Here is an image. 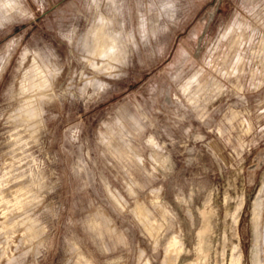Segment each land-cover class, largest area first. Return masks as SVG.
I'll list each match as a JSON object with an SVG mask.
<instances>
[{"label": "rangeland", "instance_id": "1", "mask_svg": "<svg viewBox=\"0 0 264 264\" xmlns=\"http://www.w3.org/2000/svg\"><path fill=\"white\" fill-rule=\"evenodd\" d=\"M0 191V264H264V0H0Z\"/></svg>", "mask_w": 264, "mask_h": 264}, {"label": "bare ground", "instance_id": "2", "mask_svg": "<svg viewBox=\"0 0 264 264\" xmlns=\"http://www.w3.org/2000/svg\"><path fill=\"white\" fill-rule=\"evenodd\" d=\"M38 77H39V76H38ZM42 83H43V82H42ZM10 189H11V188H10ZM13 189H14V188H13ZM20 191H21V187H20V186L15 187V189L12 191L13 194H12V192H11V190H10L11 193H9V194L14 195L13 197H11V200H12V198H14L15 196L19 195L18 193H19ZM0 193H1V191H0ZM21 193H22V192H21ZM21 193H20V194H21ZM4 194H5V193H4ZM4 194H3V195H4ZM9 194H8V196H9ZM0 195H1V194H0ZM12 195H10V196H12ZM22 195H23V194H22ZM22 195H21V196H22ZM5 197H6V196H5ZM19 197H20V196H19ZM22 197H23V196H22ZM22 197H20V198L22 199ZM8 198H9V197H8ZM1 199H2V196H1ZM1 199H0V201H1ZM14 199H16V198H14ZM21 199H20V200H21ZM7 200H9V199H7ZM2 201H4V199H3ZM14 201H15V200H14ZM14 201H13V203H14ZM15 202H19V200H18V201H15ZM0 203H1V202H0ZM3 203H4V202H3ZM4 206H5V205H4ZM4 206H3V207H4ZM20 206H21V205H20ZM3 211H4V210H3ZM1 217H2V216H1ZM2 223H3V222H2ZM4 223H5V222H4ZM8 224H9V223H8ZM3 227H4V225H3ZM3 227H2V228H3ZM5 227H6V226H5ZM2 228H1V229H2ZM10 229H11V228H10ZM3 230H4V229H3ZM172 237H173V236H172ZM175 240H176V239H175ZM175 240H174V241H175ZM171 241H172V240H171ZM167 246L169 247V245H167ZM172 246H173V245L171 244V247H172ZM176 247H177V246H176ZM176 247H175V248H176ZM179 247H180V246H179ZM179 247H178V249H179ZM175 248H174V249H175ZM167 249H168V248H167ZM169 249H170V248H169ZM172 250H173V249H172ZM169 251H170V250H169ZM169 251H167V252L169 253ZM170 252H171V251H170ZM176 252H177V251H176ZM172 253H174V252H172ZM172 253H171V254H172ZM174 254H175V253H174ZM166 255H167V254H166ZM172 257H174V256H172ZM167 258H168V257H167ZM169 258H170V257H169ZM174 258H175V257H174ZM165 260H166V259H165ZM172 260H173V259H172ZM168 261H169V260H168ZM170 262H171V264L173 263V261H171V260H170ZM168 263H169V262H168Z\"/></svg>", "mask_w": 264, "mask_h": 264}]
</instances>
